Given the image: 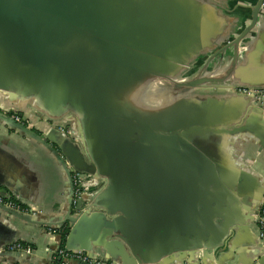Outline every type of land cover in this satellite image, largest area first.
I'll return each instance as SVG.
<instances>
[{
  "label": "crops",
  "instance_id": "obj_1",
  "mask_svg": "<svg viewBox=\"0 0 264 264\" xmlns=\"http://www.w3.org/2000/svg\"><path fill=\"white\" fill-rule=\"evenodd\" d=\"M258 1L168 4L179 31L171 41L176 61L156 69L178 84L208 80L187 88L206 93L202 100L177 97L182 89L157 70L150 86L159 100L149 106L118 95L117 87L109 94L107 81L98 91L106 115L123 110L137 122L90 112L80 89L48 98L43 87L18 78L1 89L0 115L20 112L32 134L0 121V191L36 216L25 222L0 214V247L28 244L33 263L49 262L54 242L45 231L73 218L70 175L77 167L98 178L93 192H101L65 245L106 264H264V112L243 107L236 94L241 86L264 87V8L235 43ZM152 106L156 114L145 111Z\"/></svg>",
  "mask_w": 264,
  "mask_h": 264
},
{
  "label": "water",
  "instance_id": "obj_2",
  "mask_svg": "<svg viewBox=\"0 0 264 264\" xmlns=\"http://www.w3.org/2000/svg\"><path fill=\"white\" fill-rule=\"evenodd\" d=\"M175 1L0 0V90H6L14 78L24 81L27 87L35 89L43 87L41 90L48 98L53 97V93L60 94L64 89L66 95L72 91L75 96L76 89H80L78 98H82L83 95L90 97V105L93 108L90 112L101 113L107 119L118 118L137 122L134 118L128 119L122 115L123 110L120 113L117 111L113 116L106 115L98 106L96 97L100 86L107 81L109 94L117 87L118 95L133 100L130 96L132 89L144 75L155 74L156 63L164 67V62L176 61L172 54L174 45L171 41L178 37L179 31L176 33L174 31V25L170 22L174 13H171L168 7V4L175 5ZM263 3L264 0L258 1L252 24L235 43H239L254 27ZM157 71L175 85L176 89L179 87L195 89L208 81L178 84L176 78H171L174 75L166 74V71ZM238 89L264 87L241 86ZM236 94L242 99L243 107L246 108L249 103L252 108L264 112V105L257 104L252 97L238 92ZM129 107H132L131 102ZM13 115L22 119L20 112ZM0 121L10 130L26 135L32 134L12 118L0 115ZM142 126L147 129L149 127L143 124ZM72 171L83 174L77 167ZM93 178L98 183V178ZM100 192L85 195L84 203H78L75 208L72 207L71 193L69 203L74 216L68 219V226H50L45 231L47 237L54 242L49 251V262L46 264H96V262L106 264L86 248L75 249L65 245L68 230H73L82 218H87L91 214ZM8 196L15 197L25 205L18 196L14 194ZM0 214L25 222L36 216V212L23 215L2 206ZM61 229L67 230L64 237L58 234ZM15 243L18 242H10L0 247V264H35L33 248L30 255L6 250ZM60 248L83 252L87 255L88 261L54 258L52 253Z\"/></svg>",
  "mask_w": 264,
  "mask_h": 264
},
{
  "label": "built area",
  "instance_id": "obj_3",
  "mask_svg": "<svg viewBox=\"0 0 264 264\" xmlns=\"http://www.w3.org/2000/svg\"><path fill=\"white\" fill-rule=\"evenodd\" d=\"M261 7L264 8V3ZM236 91L252 97L257 104L264 105V89H237ZM11 118L16 123H20L21 121L16 115H13ZM71 183L73 208H75L78 203L83 204V197L85 195H91L94 193L93 189L98 187V183L92 176L75 172H72L71 174ZM0 206L23 215H30L36 212L34 208L21 204L15 197L8 196V194L3 191H0ZM49 234L50 236L52 235L51 232ZM6 250L9 252H20L27 255L32 253V248L22 243L10 245ZM52 254L54 258H61L63 260L88 261L87 255L79 251H66L63 248H60ZM96 264H100V262H96Z\"/></svg>",
  "mask_w": 264,
  "mask_h": 264
},
{
  "label": "rangeland",
  "instance_id": "obj_4",
  "mask_svg": "<svg viewBox=\"0 0 264 264\" xmlns=\"http://www.w3.org/2000/svg\"><path fill=\"white\" fill-rule=\"evenodd\" d=\"M134 4L137 5V3ZM151 76L152 74L144 75L143 79L139 81L136 87L134 88L131 87V89L133 88L130 93L132 99H134V101L141 102L145 107L149 106L151 104L150 103L151 101L159 100V95L157 94V92H153L151 89L150 84L155 80V78ZM176 95L177 97L186 98V99L193 98L195 100H202L207 96V94L203 92L191 93L187 88H183L180 92L176 93ZM239 100H241V103L243 102L241 98H239ZM153 107L154 106L146 108L145 111H147V113L153 112V114H156L158 112V109Z\"/></svg>",
  "mask_w": 264,
  "mask_h": 264
},
{
  "label": "trees",
  "instance_id": "obj_5",
  "mask_svg": "<svg viewBox=\"0 0 264 264\" xmlns=\"http://www.w3.org/2000/svg\"><path fill=\"white\" fill-rule=\"evenodd\" d=\"M66 232H67V230L66 229H61V230H59L58 231V234H60L61 236H65V234H66ZM62 244H61V247L63 246V242H61Z\"/></svg>",
  "mask_w": 264,
  "mask_h": 264
}]
</instances>
